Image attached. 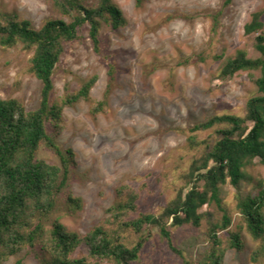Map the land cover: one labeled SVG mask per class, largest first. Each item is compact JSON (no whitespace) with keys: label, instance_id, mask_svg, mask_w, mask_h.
Listing matches in <instances>:
<instances>
[{"label":"rangeland","instance_id":"obj_1","mask_svg":"<svg viewBox=\"0 0 264 264\" xmlns=\"http://www.w3.org/2000/svg\"><path fill=\"white\" fill-rule=\"evenodd\" d=\"M83 2L97 6L100 0ZM112 2L122 9L126 24L115 30L102 23L99 52L86 27L82 40L65 43L54 74L53 98L78 91L98 76L91 100L64 108L65 126L55 138L63 150L73 149L75 163L52 218L83 235L97 225L116 227L110 223L111 208L128 202L131 195H136L135 208L122 212L126 219L143 213L161 215L181 192L191 189L193 162L221 137L218 126L196 132L191 128L214 115L245 116L249 99L259 94L253 74L257 77L260 71L226 76L222 67L240 50L251 58L261 55L257 34H246L245 25L264 8V0H233L230 5H224L225 0ZM2 13L28 19L37 29L50 18L69 19L53 0H0ZM33 54L23 44L0 47V100L18 99L28 110L39 106L43 84L30 70ZM111 65L115 67L112 79ZM108 87L107 105L93 114L94 101L103 99ZM193 135L195 143L190 141ZM38 157L60 164L46 142ZM245 171L252 179L240 189L230 181L222 186L224 209L216 202L206 203L198 210L204 216L199 227L170 226L174 244L185 258L194 263L204 258L212 244L210 223H221L226 211L232 222L220 235L226 240L231 231H240L245 246L242 251L229 250L225 264H264L263 259H253L259 241L248 231L239 207L241 198L257 195L260 183L264 184V161L253 159ZM66 193L81 197L83 207L70 210ZM124 234L129 246L141 235L131 229ZM142 234L147 240L133 264H183V257L170 248L158 226L151 225ZM86 253L82 247L77 256ZM18 258L24 264H44L50 254L38 244L5 264Z\"/></svg>","mask_w":264,"mask_h":264},{"label":"trees","instance_id":"obj_2","mask_svg":"<svg viewBox=\"0 0 264 264\" xmlns=\"http://www.w3.org/2000/svg\"><path fill=\"white\" fill-rule=\"evenodd\" d=\"M232 2L225 0L224 5ZM53 3L69 19L50 18L37 29L30 20H21L16 14L0 15V47L23 44L34 50L30 70L43 84L41 102L33 110H28L18 99L0 100V264L38 244L50 254L44 264H133L147 240L142 233L151 225L160 228L170 248L183 257V264H225L229 250L242 251L245 246L240 231H231L226 240L220 235V230H227L232 222L225 210L221 223H210L211 248L198 263L185 258L175 246L170 226L199 227L204 217L198 212L199 208L216 202L224 209L222 186L230 181L240 189L243 182L252 179L245 171L248 163L258 157L264 161V8L255 12L245 25L246 34H257L261 55L251 58L245 50H240L222 67L226 76L239 71H260L257 77L253 74L259 94L249 99L245 116L214 115L191 128L196 132L218 126L221 134L215 144L193 162L189 172L191 189L181 192L159 216L143 213L135 219H126L122 212L135 208L136 195H131L128 202L111 208L114 213L110 223L116 227L97 225L83 235L70 230L61 219L52 218L75 163L73 149L63 150L55 138L65 126L64 108L91 100L98 76L84 82L78 91H67L61 98H53L54 74L66 42L82 40L87 27L94 48L99 52L102 23L117 30L126 20L122 9L112 0H100L97 6L86 5L83 0H53ZM114 71L111 65V79ZM109 91L110 87L103 99L94 101L93 114L103 112ZM190 141L196 142L195 135ZM45 142L60 157V164L38 157ZM66 200L72 211L83 207L82 198L72 193H66ZM239 207L248 231L259 241L253 259L264 260V184L260 183L257 195L241 198ZM125 229L141 234L133 246L126 242ZM82 247L87 248V253L77 256ZM14 264H24L23 258H18Z\"/></svg>","mask_w":264,"mask_h":264}]
</instances>
